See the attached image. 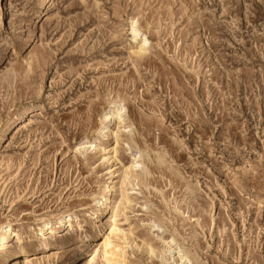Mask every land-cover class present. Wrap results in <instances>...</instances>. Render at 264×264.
Segmentation results:
<instances>
[{
  "label": "rangeland",
  "instance_id": "rangeland-1",
  "mask_svg": "<svg viewBox=\"0 0 264 264\" xmlns=\"http://www.w3.org/2000/svg\"><path fill=\"white\" fill-rule=\"evenodd\" d=\"M43 223L26 264H264V0H0V226Z\"/></svg>",
  "mask_w": 264,
  "mask_h": 264
},
{
  "label": "bare ground",
  "instance_id": "bare-ground-1",
  "mask_svg": "<svg viewBox=\"0 0 264 264\" xmlns=\"http://www.w3.org/2000/svg\"><path fill=\"white\" fill-rule=\"evenodd\" d=\"M36 16H37L36 18L40 17V11L36 12ZM142 42L143 43L139 46L137 53L142 52L146 46V40H142ZM32 110L33 109H27V110L23 111L21 117H23V115L28 111L32 112ZM115 113H116V118L119 119V115H118L119 111H116ZM113 117H114L113 114L106 115V116H104L103 120L106 122H109V121H111V119H113ZM9 127L7 129H9ZM90 147H92V146H90ZM130 171H131V169H128V168L124 170L123 181H122L123 183L127 182V178L130 174ZM113 216H114V214L111 213L110 217L106 218L104 222L100 221V222H98V224L96 223L97 225H96V228L93 229L92 235H87V233L84 229L86 227L85 226L86 223H82V225L79 227L80 229H82V231H80L81 232L80 236L83 235L87 241H91L93 238H95L103 230L102 227L106 223H108L110 218H112ZM58 223H60L61 227L65 226V222H63V220H60ZM0 230L3 231V235L0 236V240H1L0 241V262H1V258H16V257H18L21 260L20 264H26L28 262L27 256L31 251L37 250V249L42 250L45 247L46 242L48 241V237H47V234H45V232L51 233V231H53L52 227L48 226V223H43L42 225L37 226L35 229H32L33 231L38 232L37 235L29 236V237H26L24 240H22L21 237H19V235H13L14 233L9 228V225L0 226ZM116 232H117V229L113 225L111 227L110 232H108L105 235L104 239L99 244L98 251L100 253V257L106 264H120V262H121L120 261V259H121L120 258L121 257L120 256V250L121 249L119 250V247L112 244V237L114 236V234ZM13 236H15V245L9 246L7 248V244L10 241L11 237H13ZM80 236L76 237V238L80 239Z\"/></svg>",
  "mask_w": 264,
  "mask_h": 264
}]
</instances>
